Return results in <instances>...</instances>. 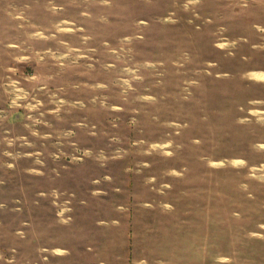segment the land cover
Listing matches in <instances>:
<instances>
[{
    "label": "rangeland",
    "instance_id": "374dc122",
    "mask_svg": "<svg viewBox=\"0 0 264 264\" xmlns=\"http://www.w3.org/2000/svg\"><path fill=\"white\" fill-rule=\"evenodd\" d=\"M264 0H0V264H264Z\"/></svg>",
    "mask_w": 264,
    "mask_h": 264
},
{
    "label": "bare ground",
    "instance_id": "6f19581e",
    "mask_svg": "<svg viewBox=\"0 0 264 264\" xmlns=\"http://www.w3.org/2000/svg\"><path fill=\"white\" fill-rule=\"evenodd\" d=\"M256 77L259 79H264V75H256Z\"/></svg>",
    "mask_w": 264,
    "mask_h": 264
}]
</instances>
